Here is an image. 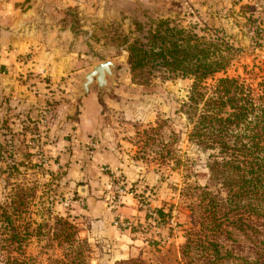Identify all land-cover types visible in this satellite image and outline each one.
Here are the masks:
<instances>
[{
	"label": "rangeland",
	"instance_id": "374dc122",
	"mask_svg": "<svg viewBox=\"0 0 264 264\" xmlns=\"http://www.w3.org/2000/svg\"><path fill=\"white\" fill-rule=\"evenodd\" d=\"M140 11L144 15L137 9L130 11L131 18L124 25L99 22L81 29L77 20L75 28L84 37L76 49L87 67L74 83L53 87L47 77H41L30 81V87L36 86L32 93L3 99L0 243L7 242L10 249H0V264H15L13 257L22 264H79L75 258L80 247L60 244L54 234L56 217L77 225L79 237L87 241L81 245L88 255L86 264L201 263L196 251L192 262L182 253L189 234L200 232L198 213L192 210L198 197L185 195L186 189L209 182V153L190 143L193 124L184 110L193 80L157 76L149 85L134 83L125 39L143 38L154 23L170 18L173 25L192 28L214 42L216 50L230 59L217 77L240 76L256 85L264 81V0H173L157 6L153 13L148 8ZM164 12L171 16L162 18ZM106 60L118 65L115 81L102 92L96 84L91 87L102 105L101 121L98 131L78 146L80 164L76 165L78 156L71 143L76 133L67 117L75 118L89 95H80L82 77ZM124 106L135 118H127ZM109 155L120 168L126 164L151 167L155 180L149 181L139 171L143 176L127 187L118 167L109 164ZM108 183L111 196L132 193L139 212L126 216L122 199L117 206L114 197L106 200L102 190ZM122 188L124 192H119ZM102 204L111 209V218L99 236L95 225L103 218L98 210ZM5 207L11 211L9 224L2 213ZM222 239L228 249L238 251L234 238ZM241 246L245 255L250 254L248 241L242 240Z\"/></svg>",
	"mask_w": 264,
	"mask_h": 264
},
{
	"label": "trees",
	"instance_id": "16d2710c",
	"mask_svg": "<svg viewBox=\"0 0 264 264\" xmlns=\"http://www.w3.org/2000/svg\"><path fill=\"white\" fill-rule=\"evenodd\" d=\"M125 45L134 83L149 85L157 76L193 80L184 110L193 124L190 143L209 153V182L186 189L185 195L198 197L192 210L198 213L200 232L189 234L183 256L192 262L196 251L202 257L199 264H264V81L255 85L240 76L217 77L230 59L211 40L169 19L154 23L143 38L125 39ZM10 212L3 209L6 224ZM56 219V238L80 247L75 259L86 264L81 245L87 241L79 237L77 225ZM223 236L234 238L238 251L228 249ZM244 239L252 246L248 255L241 246ZM0 249L10 247L5 242Z\"/></svg>",
	"mask_w": 264,
	"mask_h": 264
},
{
	"label": "crops",
	"instance_id": "0c3cea01",
	"mask_svg": "<svg viewBox=\"0 0 264 264\" xmlns=\"http://www.w3.org/2000/svg\"><path fill=\"white\" fill-rule=\"evenodd\" d=\"M170 1L173 0H0V110L4 98H22L32 93L33 88H36L30 87L32 80L38 81L41 77H47L53 87L59 84L70 87L74 79L84 72L87 66L83 56L76 49L84 37L83 33L75 28L77 20L81 29L93 27L99 22L121 21L124 25L125 21L131 18L130 11L137 9L138 13L144 15L145 12L140 10L148 8L153 13L157 6H163ZM169 16L171 14L165 13L161 17ZM96 98L91 91L83 99L77 116L67 117L72 121V130L76 133L71 142L76 152L78 146L88 140L89 134L97 132L100 126L102 105ZM119 104L120 107L121 103ZM125 106L123 110H126L124 114L127 118H135ZM147 121L154 122L152 119ZM109 147L112 148V145L109 144ZM101 150L100 157L103 156ZM77 156L76 165L80 164L78 152ZM109 156V164L120 168L115 158ZM118 168L116 170L127 179V187L143 176L139 171L145 172L149 181L155 180V175L150 172L151 167L131 168L126 164L123 168ZM108 188H111L109 183L102 193L105 192L106 200L112 201L113 191ZM121 199L126 216H134L139 212L132 193L125 191ZM98 206L95 205L96 209ZM98 210L103 218L100 223H96L95 233L100 236L105 232L101 227L107 229L111 209L104 208L102 204Z\"/></svg>",
	"mask_w": 264,
	"mask_h": 264
},
{
	"label": "water",
	"instance_id": "95a60500",
	"mask_svg": "<svg viewBox=\"0 0 264 264\" xmlns=\"http://www.w3.org/2000/svg\"><path fill=\"white\" fill-rule=\"evenodd\" d=\"M117 67V63L113 60H106L93 65L82 77L80 95L89 94L94 84L97 85L100 92L108 89L109 82L115 81Z\"/></svg>",
	"mask_w": 264,
	"mask_h": 264
},
{
	"label": "built area",
	"instance_id": "2783aa9c",
	"mask_svg": "<svg viewBox=\"0 0 264 264\" xmlns=\"http://www.w3.org/2000/svg\"><path fill=\"white\" fill-rule=\"evenodd\" d=\"M116 188L119 189L121 187L116 186ZM119 192H124V189L123 188L120 189ZM115 193H116V190H115ZM121 196H122V194L121 195L114 196V201L113 202L115 203V206H117V204L121 202V200H120L121 199ZM118 222H120L121 224L125 225L124 224L125 222L122 219H119Z\"/></svg>",
	"mask_w": 264,
	"mask_h": 264
}]
</instances>
